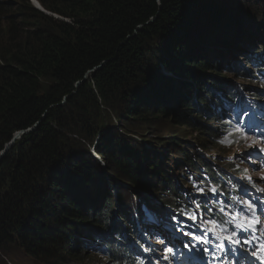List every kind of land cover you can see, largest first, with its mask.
I'll use <instances>...</instances> for the list:
<instances>
[{"label":"trees","instance_id":"16d2710c","mask_svg":"<svg viewBox=\"0 0 264 264\" xmlns=\"http://www.w3.org/2000/svg\"><path fill=\"white\" fill-rule=\"evenodd\" d=\"M16 1L0 0V264H20L19 253L30 264H122L124 240L147 221L138 205L167 219L165 207L188 212L183 178L207 185L198 175L219 172L181 146L190 135L131 142L127 120L146 124L159 113L199 133L200 148L214 145L218 129L202 121L231 86L214 74L253 45L264 60V42L246 23L264 15V0H245L259 11L240 0ZM227 71L245 75L236 64ZM118 178L134 198L153 199L134 204L121 186L112 194Z\"/></svg>","mask_w":264,"mask_h":264},{"label":"rangeland","instance_id":"374dc122","mask_svg":"<svg viewBox=\"0 0 264 264\" xmlns=\"http://www.w3.org/2000/svg\"><path fill=\"white\" fill-rule=\"evenodd\" d=\"M14 2L17 3L16 0H14ZM240 3L241 4H247V5L251 6L253 11L254 10L259 11V5L254 4V2L249 3V2H246L245 0H240ZM258 3L260 5L262 4L261 1H258ZM249 18H251L252 20L250 22L246 21L247 26L251 27L255 32H257L256 36H257L258 41L264 42V15L263 16L260 15V20H257V21L253 20V17H249ZM258 22L263 23L262 28L259 26L256 27L257 26L256 24ZM243 39H245V38L243 37ZM240 41H242V39H239V42H237V43L239 44ZM220 47L221 46H217L216 48H220ZM216 48H214V50H218ZM225 49H226V51H230L232 49V47H227ZM242 53H243V51L241 53H239L237 56H235V58L233 57L231 60L225 59L227 61V64L222 63V60H221V64H219L218 68L221 70L222 74L220 75L217 73V74H214V76L217 78H223V79L227 80L229 83H232L234 86H241L245 83L249 84V85L250 84L257 85L258 83L264 84V77H261V75L258 72V70L264 69V66L258 67L257 63L255 61L250 60V62H249L248 60L244 59L245 56H242ZM245 54H246V52H245ZM239 55H241V56H239ZM233 64H236L237 66H240V65L243 66L244 68L249 70L250 74L257 77V79H253V77H252L251 82H250V80L248 81L246 78L237 77L238 74L234 75V76H232L231 74H228L227 68H230L231 66H233ZM235 71L236 70H231L232 73H235ZM176 85H177V83H175V86ZM259 85L261 86V84H259ZM210 100H211V102H213L214 98H211ZM250 112H251V110H249V111L245 110V117H246V115L248 116V114ZM243 114H244V110L241 112V116ZM107 117H108V121L112 120V118H113L114 124L118 125V127L116 126L117 130L122 131L120 128L121 124H120L119 120L116 121L118 119L117 116L108 114ZM245 117H243V119H240V121L238 123H236L235 127H237L241 123H245L247 121L245 119ZM202 122H207V126H211V127H215V129H219L218 130V139L215 141L214 145H212L211 141L208 139L209 140L208 141L209 147H207V148H204V147L200 148L199 145L195 142L194 138H197L198 140H200L199 133H189L188 128L184 124H181L180 126L171 127V120L160 116L159 113H155L153 116H151L149 121L146 124H144L143 122H140V123L135 122V123L130 124V120L128 119L127 124L131 127L132 130H135V132H136V134H130L131 137L129 140L131 142H137V140H139V139H146L147 141H149V139L154 137L153 135H155V134L163 137V135L166 134L167 132L171 133L173 131H179V132H182L184 134H188L190 136H187L185 140L182 139V143H181V146H183V148L187 149V151H190V153L199 155L202 158H204V157L208 158L209 156L213 155L214 159L217 160V158H218L220 160V158L223 157L220 161L222 166L225 165L226 162H235V163L237 162V164L244 167V169H247V171H248L247 174L252 179H251V181H249L247 179L248 177H243V176H237L236 178L242 182L246 181V182L255 183L257 186L259 184V186L264 189V169H262L260 163H257L255 161V158L250 157L249 153L247 152V149H248L247 145L251 144L253 142V139H250L249 137H236L235 138L234 134L229 136L223 130V126L221 125L222 123L218 124V121H215V119L210 120V121L203 120ZM256 127L262 128L261 132H262V134H264V116L261 118L260 125H257ZM126 128H129V127L127 126ZM234 131H235V133L243 134L241 131H238L236 128H234ZM189 137H191V138L189 139ZM222 140H224L225 142L221 143ZM188 141L191 142L192 146L195 149L191 146V144ZM228 141H231V142H228ZM95 142H96V140H93V144ZM249 149L251 152L254 151V148H249ZM165 150H167V151H165L167 156H169V158L173 159V161L176 157L179 156V154H177V152H176V154H173V150H169L168 148ZM90 152L92 154L95 153L92 150V147H90ZM257 152H259V151H257ZM95 159H99V158L97 156H95ZM162 159L164 160V158H162ZM252 159H253V161H252ZM219 160H217V161H219ZM173 161H170V165L168 163V166H170L172 170H175V167L173 165ZM250 162H255V163L249 164ZM181 170H183V169L181 168ZM106 171L107 170L103 167V170H101L102 176H105ZM180 174L183 177H184V175H186L184 173V171L180 172ZM110 176H112V175L110 174ZM183 180L186 183L185 185L189 186V182H190L189 177L187 176V177L183 178ZM117 186L125 187V189L129 190V194H131L134 204H137L138 201H140L143 198H146L145 194H140L139 198H137V199L134 198L135 191L132 189H129L128 185L122 179H119V180L114 182L112 194L115 193V195H116ZM247 189H248V187H247ZM153 202L155 203L156 201L154 200ZM159 228H160L159 229L160 231L157 233L158 235H156L153 232L151 234V235H153V238L150 239L149 242L151 241L152 243H154V242H159L160 240H164V235H163V232H161V227H159ZM162 231H167V230L163 229ZM189 239L193 240L191 236ZM190 243H192L195 246L201 244L195 240L191 241ZM157 244H159V243H157ZM161 252H163V251H161ZM96 255H97V257L99 256L98 253H96ZM19 256L21 258V260H19L20 264H30V262H27L28 258L26 256H24L23 254H20V253H19ZM101 260L103 261V258ZM35 261H38L35 264H46V263H48L46 261H45L46 263L45 262H39L42 260H38V259H34V262ZM63 264H70V263H63ZM82 264H89V263L84 262Z\"/></svg>","mask_w":264,"mask_h":264},{"label":"snow or ice","instance_id":"6c2138e0","mask_svg":"<svg viewBox=\"0 0 264 264\" xmlns=\"http://www.w3.org/2000/svg\"><path fill=\"white\" fill-rule=\"evenodd\" d=\"M237 130L240 131L241 129L237 128ZM224 142H225L224 140L221 141V143H224ZM228 142H231V141H228ZM247 147L248 148H258L259 152L261 154H264V134L258 136L256 138V140H253V142L251 144H248ZM249 156H250V154H249ZM253 163H255V162H253ZM245 171H247V169H245ZM251 179H252L251 177H248L249 181H251ZM193 187L196 188V190L198 192L203 193L205 191V189L203 187H197L195 184H193ZM258 190L259 191H264V189H258ZM210 191L215 192L216 189L215 188H211ZM248 206L253 211V216H245L244 217V221H246V222L237 224L236 227L240 228L242 231H249L250 230L253 233V236L251 238L240 237L237 232L233 231L229 235L224 236L223 239H221L220 236H217V239H221V243L219 245H217V247L220 248L221 250H223L224 249L223 240L226 239V240L229 241V243L231 245L241 246L240 247L241 251L247 252L249 255H251L255 259L261 261V264H264V260H261V257L264 256V241H261V242L257 243L259 238L254 235V233L257 231L256 225L260 224L261 221L259 219L255 218V215H254L256 205L249 202ZM195 207H196V209H200V205L199 204H196ZM220 211L223 212L224 209L221 208ZM181 214L186 215L189 219H191L193 221L198 219L197 213L195 211H193V212H185L183 209H181ZM173 219L175 220L176 217L173 216ZM200 219L202 220V225L203 226L211 225V227H207V230L205 231L204 236H199V235H196L195 233H188V232H184V234L185 235H191L192 239H194L195 241H197L199 243L208 244V243H210V241H208L206 239L207 232L211 231L215 235L216 234V227H217L219 222L216 221V220H204L203 217H200ZM235 219H236V216H232V221L233 222L235 221ZM177 230L178 231H183V228H178ZM221 230H223V229H221ZM260 231H261L262 234H264V228H261ZM159 243L160 244H164L165 241L164 240H160ZM253 244L256 245L255 248H251V247L244 248L243 247V245L251 246ZM188 246L189 245H187V244L185 245V247H188ZM145 250L147 251V249H145ZM204 251L207 253L209 251V249L205 248ZM166 252L173 253V248L168 247L166 249ZM213 255H214V253H213ZM163 259L164 260H168L169 256L165 255L163 257Z\"/></svg>","mask_w":264,"mask_h":264},{"label":"bare ground","instance_id":"6f19581e","mask_svg":"<svg viewBox=\"0 0 264 264\" xmlns=\"http://www.w3.org/2000/svg\"><path fill=\"white\" fill-rule=\"evenodd\" d=\"M247 42V41H246ZM258 42H262V41H258ZM257 42V43H258ZM256 43V44H257ZM256 46V45H255ZM254 45H253V47H252V51L256 48ZM236 48V47H235ZM254 52H256V51H254ZM234 65V64H233ZM235 67V66H234ZM238 68H239V66H237ZM205 86V85H204ZM205 115V114H204ZM214 156L212 155V156H209L208 158H206V157H204L203 158V160L205 161V162H207L208 164H211V165H213V166H217V167H219V168H221V163H220V161H221V159L223 158H220V160L217 158V160H219V161H217L216 159H214L213 158ZM217 161V162H216ZM224 162V161H223ZM189 174H192V176H193V172L192 171H190L189 172ZM149 198H151V199H153V197L152 196H149ZM153 201V200H152ZM156 201V200H155ZM138 207V209L140 210V209H144V211H146L147 213H148V211H149V205H148V203H144V204H142V206H140V205H138L137 206ZM165 210L167 211V213H169V215H170V217L167 219L164 215H162V214H160V216H156L154 219H152L151 220V218H152V214H148L149 215V218H150V223L151 224H154V225H156L157 227H158V229H160L159 227H161V230H163V229H166V230H168L170 227H172L173 225H174V220H173V216H174V214H173V210L172 211H169V209H167L166 207H165ZM125 243V242H124ZM125 244H127L128 245V249H129V244L128 243H125ZM128 251V250H127ZM127 251H125L124 253H126ZM123 253V254H124ZM106 254V253H105Z\"/></svg>","mask_w":264,"mask_h":264},{"label":"water","instance_id":"95a60500","mask_svg":"<svg viewBox=\"0 0 264 264\" xmlns=\"http://www.w3.org/2000/svg\"><path fill=\"white\" fill-rule=\"evenodd\" d=\"M34 6L37 8V9H40L41 10V7H39V6H36L35 4H34ZM23 133V131H19V132H17L15 135H14V137H13V139H12V141H11V143L8 145V146H11L12 145V143H13V141H14V139H17V138H19L20 137V135ZM7 146V147H8ZM7 147H6V149H7ZM5 151V150H4ZM4 153V152H3ZM2 155V154H1ZM0 155V156H1Z\"/></svg>","mask_w":264,"mask_h":264}]
</instances>
